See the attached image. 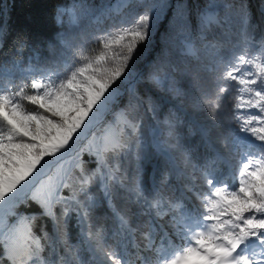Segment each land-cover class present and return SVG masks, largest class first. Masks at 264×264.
Wrapping results in <instances>:
<instances>
[{"label": "snow or ice", "instance_id": "1", "mask_svg": "<svg viewBox=\"0 0 264 264\" xmlns=\"http://www.w3.org/2000/svg\"><path fill=\"white\" fill-rule=\"evenodd\" d=\"M219 7L193 25L181 2L72 0L47 55L16 35L31 55L0 64V264H264V0L259 22L247 0ZM170 9L179 53L138 69ZM168 102L211 123L187 144Z\"/></svg>", "mask_w": 264, "mask_h": 264}, {"label": "rangeland", "instance_id": "2", "mask_svg": "<svg viewBox=\"0 0 264 264\" xmlns=\"http://www.w3.org/2000/svg\"><path fill=\"white\" fill-rule=\"evenodd\" d=\"M93 2L100 3L101 0H93ZM103 3L106 2V0H102ZM132 3H136V0H131ZM145 4L147 3H152L154 0H143ZM169 2L173 5V8L178 2H181L186 5V7L189 10V23L194 25L195 19H196V14L197 12L203 10L207 4L209 3V0H169ZM232 0H216V3H218L221 7L216 8V9H210L214 10L220 13V15H223V4L230 3ZM72 0H62L60 1L57 6L61 4H71ZM117 0L112 2L111 4H116ZM248 3V1H247ZM56 6V9H57ZM260 6L255 5V11L257 12L256 17L253 18L254 22H259V9ZM257 8V9H256ZM143 9L137 8L135 11L139 12L142 11ZM253 10V9H251ZM130 9H125L124 13L129 12ZM122 13L121 15H123ZM254 17V14H252ZM120 17H116L118 20ZM172 19V10L170 9L166 16L164 17L163 21L154 29L153 34L150 38V41L147 44L146 50H144L145 46H141V55L139 56L137 60V66L138 69L142 68L145 66L146 62L152 58H154L162 49L165 47H169L171 50V53L173 55H176L179 53L180 47H182V40L183 37L179 35H171L169 34V21ZM84 23H87L86 21ZM61 31L60 26L58 27V30L53 34L52 36V41H55L57 34ZM219 31V30H217ZM174 45V46H173ZM90 48L93 49V52L91 54H95V44L92 43L89 45ZM171 110L175 118L178 120L177 124V132L179 135H181L183 142L190 144L192 143L196 138H184L183 133L187 131L188 128L192 127L194 124L199 125V124H210L211 121L208 119L207 113L204 111H195L193 110L191 106V102L184 103L181 105H177L173 107V102H168L167 107L163 109V112L160 116L161 119H163V116L167 114V112ZM228 114L226 113V116ZM154 119L151 117L150 114H145L143 117V126L145 133L149 132V126L154 124ZM227 123V120H226ZM232 165H233V170L236 166V160H232ZM225 172L227 174V169H225ZM97 215L102 216V223H106V220H110L111 225L112 221L107 215L105 211L102 210H97ZM111 242V241H110Z\"/></svg>", "mask_w": 264, "mask_h": 264}, {"label": "trees", "instance_id": "3", "mask_svg": "<svg viewBox=\"0 0 264 264\" xmlns=\"http://www.w3.org/2000/svg\"><path fill=\"white\" fill-rule=\"evenodd\" d=\"M60 1L62 0H0V19L6 21L10 26L9 35L0 40V44H2L0 64L15 59L22 61L25 66L27 65L31 52L25 49L22 55L16 54L14 38L17 34L26 36L30 45L38 46L43 54L47 55L45 51L47 45L52 41V36L59 27L55 16L56 6ZM114 1L106 0L105 4H111ZM85 158L87 159V157ZM155 163L154 160L153 164ZM151 166L149 165V167ZM106 221L105 225L110 228L112 226L110 220ZM48 229L51 230L50 223Z\"/></svg>", "mask_w": 264, "mask_h": 264}, {"label": "bare ground", "instance_id": "4", "mask_svg": "<svg viewBox=\"0 0 264 264\" xmlns=\"http://www.w3.org/2000/svg\"><path fill=\"white\" fill-rule=\"evenodd\" d=\"M247 1H248V4H249L250 8L253 9V10H252V14H254V17H253V18H255L257 12L255 11L254 6H255V5L260 6V0H247ZM256 9H257V8H256ZM259 19H260V18H259ZM259 38H260V33H259V31H258V32L256 33V39L259 40Z\"/></svg>", "mask_w": 264, "mask_h": 264}]
</instances>
